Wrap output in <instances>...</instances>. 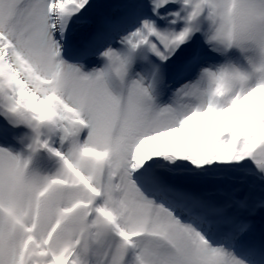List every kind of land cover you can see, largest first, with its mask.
Instances as JSON below:
<instances>
[{
  "label": "snow or ice",
  "instance_id": "obj_1",
  "mask_svg": "<svg viewBox=\"0 0 264 264\" xmlns=\"http://www.w3.org/2000/svg\"><path fill=\"white\" fill-rule=\"evenodd\" d=\"M0 264H264V0H0Z\"/></svg>",
  "mask_w": 264,
  "mask_h": 264
},
{
  "label": "bare ground",
  "instance_id": "obj_2",
  "mask_svg": "<svg viewBox=\"0 0 264 264\" xmlns=\"http://www.w3.org/2000/svg\"><path fill=\"white\" fill-rule=\"evenodd\" d=\"M90 68H91V67H90ZM90 68H89V69H90ZM89 69H85V71H87V70H89Z\"/></svg>",
  "mask_w": 264,
  "mask_h": 264
}]
</instances>
